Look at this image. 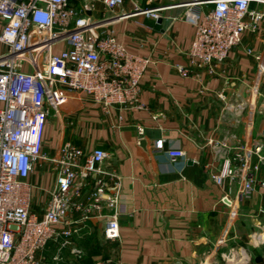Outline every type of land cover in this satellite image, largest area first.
<instances>
[{"label":"crops","instance_id":"crops-1","mask_svg":"<svg viewBox=\"0 0 264 264\" xmlns=\"http://www.w3.org/2000/svg\"><path fill=\"white\" fill-rule=\"evenodd\" d=\"M95 4L96 15L105 18L116 40L151 60L139 80L138 99L144 108L110 106L102 112L84 92H70L58 114L49 108L41 151L54 155L64 141L85 150L100 146L107 151L103 164L121 176L119 235L104 239L101 219L92 216L74 236L84 252L79 260L67 250L54 259L56 243L49 241L39 264H94L106 257L110 264H232L235 247L249 250L248 243L264 258L260 247L264 188L256 184L249 198L239 200L237 178L224 177L217 183L209 176L236 151L229 144L247 147L264 130L263 82L255 109L248 111L245 103L256 71L254 53L264 56V18L256 30L242 32L239 44L214 74L194 77L179 74L174 66L186 62L185 51L194 33L193 25L180 17L185 0H123L109 13L101 10L100 2ZM157 5L161 6L157 18L132 11L134 6ZM124 11L131 13L120 16ZM137 125L142 126L140 135ZM159 138L162 148L157 149L154 142ZM221 138L227 139V145L209 141ZM169 144L181 147L184 156L168 160L164 150ZM254 161L252 154L249 162ZM262 176L264 166L259 164L255 178ZM53 178L49 163L37 159L27 176L37 186L31 190L32 199L36 190L44 193L45 200L43 190ZM222 194L234 200L232 206L221 202ZM31 204L41 210L33 200ZM254 232L259 240L251 243L246 238Z\"/></svg>","mask_w":264,"mask_h":264},{"label":"built area","instance_id":"built-area-1","mask_svg":"<svg viewBox=\"0 0 264 264\" xmlns=\"http://www.w3.org/2000/svg\"><path fill=\"white\" fill-rule=\"evenodd\" d=\"M96 2L109 13L123 0H0V264H39L48 241L56 243L54 259L67 250L79 260L84 252L74 236L92 216L101 219L104 239L118 238L121 176L103 164L107 151L100 146L85 150L70 141L62 142L54 155L41 151L49 108L58 114L70 92H84L102 112L110 106L144 108L138 99L139 80L151 60L116 40L105 18L96 15ZM185 3L180 17L193 25L194 33L186 62L174 64L183 76L214 74L239 44L242 32L256 30L264 18V0ZM160 7L134 6L132 11L157 18ZM254 57L256 71L245 99L250 112L259 83H264L263 53ZM136 131L140 135L142 126L137 125ZM262 137L264 130L247 147L229 144L236 151L224 158L218 171H209L217 183L224 177L237 178L239 200L249 198L256 184L264 188V176L255 178L259 164L264 166ZM226 140L209 141L227 145ZM154 147L162 148L161 138ZM164 151L170 161L184 156L177 144ZM252 154L255 161L250 163ZM37 159L46 160L54 174L43 190L46 197L40 211L31 204V190L37 186L27 180ZM220 200L228 206L234 203L226 194ZM94 264H110V258Z\"/></svg>","mask_w":264,"mask_h":264},{"label":"rangeland","instance_id":"rangeland-1","mask_svg":"<svg viewBox=\"0 0 264 264\" xmlns=\"http://www.w3.org/2000/svg\"><path fill=\"white\" fill-rule=\"evenodd\" d=\"M32 195H35L32 199L34 207L40 209L44 200V193H39L38 191L33 190ZM262 239H264V234L262 235ZM246 240L252 243L254 241L258 242L259 238L257 236V233L254 232L253 237H247ZM249 246H251L249 250L246 247L241 249L240 247H235L236 253L234 255V258L229 260V262H231L232 264H264V258L259 256L256 247L254 248L253 245L248 243V247Z\"/></svg>","mask_w":264,"mask_h":264},{"label":"trees","instance_id":"trees-1","mask_svg":"<svg viewBox=\"0 0 264 264\" xmlns=\"http://www.w3.org/2000/svg\"><path fill=\"white\" fill-rule=\"evenodd\" d=\"M49 242V241H48ZM47 244V243H46ZM261 249L264 251V243L260 245Z\"/></svg>","mask_w":264,"mask_h":264},{"label":"water","instance_id":"water-1","mask_svg":"<svg viewBox=\"0 0 264 264\" xmlns=\"http://www.w3.org/2000/svg\"><path fill=\"white\" fill-rule=\"evenodd\" d=\"M143 142L144 141L142 139L139 140L140 145H143Z\"/></svg>","mask_w":264,"mask_h":264}]
</instances>
